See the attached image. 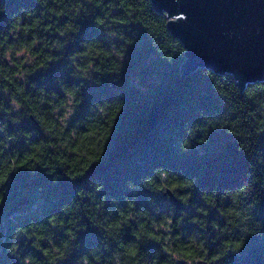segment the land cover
I'll list each match as a JSON object with an SVG mask.
<instances>
[{"label": "trees", "instance_id": "16d2710c", "mask_svg": "<svg viewBox=\"0 0 264 264\" xmlns=\"http://www.w3.org/2000/svg\"><path fill=\"white\" fill-rule=\"evenodd\" d=\"M167 23L0 0V264H264V81L181 78Z\"/></svg>", "mask_w": 264, "mask_h": 264}, {"label": "water", "instance_id": "95a60500", "mask_svg": "<svg viewBox=\"0 0 264 264\" xmlns=\"http://www.w3.org/2000/svg\"><path fill=\"white\" fill-rule=\"evenodd\" d=\"M150 1L184 46L181 78L206 69L231 75L240 91L264 81V0Z\"/></svg>", "mask_w": 264, "mask_h": 264}, {"label": "clouds", "instance_id": "9594fccd", "mask_svg": "<svg viewBox=\"0 0 264 264\" xmlns=\"http://www.w3.org/2000/svg\"><path fill=\"white\" fill-rule=\"evenodd\" d=\"M130 183H132V182H126V185H130ZM101 185H103V184L101 183ZM37 191L39 192V191H41V189H37ZM6 192H7V188L4 189V192H3V195H2V199H0V204L3 203V198H4L5 194H6ZM21 242H22V243H21ZM26 242H27L26 239L23 238V237H21V238H19L18 240H16V244H17L18 246H20V248H21V252H23V245H24ZM10 244H11V240L9 239L8 246H9ZM5 251H8V247L5 249ZM17 264H18V262H17ZM25 264H30V261H29V260H25Z\"/></svg>", "mask_w": 264, "mask_h": 264}]
</instances>
